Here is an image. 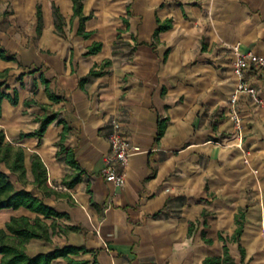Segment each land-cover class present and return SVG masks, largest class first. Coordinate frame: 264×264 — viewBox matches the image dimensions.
I'll use <instances>...</instances> for the list:
<instances>
[{
  "label": "crops",
  "instance_id": "1",
  "mask_svg": "<svg viewBox=\"0 0 264 264\" xmlns=\"http://www.w3.org/2000/svg\"><path fill=\"white\" fill-rule=\"evenodd\" d=\"M53 2L65 18L64 33L56 30ZM83 13L92 14L83 22L84 32H92L87 38L78 34L82 23L72 0H0V45L15 56L0 58V71L10 69L4 89L19 92L17 106L3 100L0 129L6 142L23 148L29 180L37 153L48 184L64 194L43 197L27 185L64 214L57 218L64 231L52 241L31 239L27 253L70 245L85 247L88 253L73 257L91 263L205 264L224 257L227 246L233 264H264V102L239 94L242 139L230 118L239 81L233 46L264 52V0H84ZM167 20L172 27L158 32ZM94 42L103 43L101 51L87 54ZM92 69L104 73L88 77ZM41 73L60 102L49 99ZM246 79L264 100V74ZM33 100L59 111L72 128L66 145L86 172L73 188L62 180L75 171L57 156L63 124L53 122L42 138H20L44 114L24 104ZM114 118L139 148L118 166L126 176L121 187L103 173ZM160 120L167 122L158 137ZM244 209L235 241L236 216ZM22 215L36 213L0 210V228Z\"/></svg>",
  "mask_w": 264,
  "mask_h": 264
},
{
  "label": "trees",
  "instance_id": "2",
  "mask_svg": "<svg viewBox=\"0 0 264 264\" xmlns=\"http://www.w3.org/2000/svg\"><path fill=\"white\" fill-rule=\"evenodd\" d=\"M72 1L74 17H80L82 23L78 30V34L83 35L86 38L90 37L92 32H84L83 22L90 19L92 14L86 16L83 13L84 0ZM52 10L57 32L64 33L66 25L65 18L55 2H53ZM37 17L39 21H42V8L40 5L37 6ZM125 21L128 23L127 19H125ZM171 27L172 20H167L158 27L157 31L159 32ZM102 47V42H94L88 49L87 54H95L101 51ZM0 58L6 61L15 60V56L1 45ZM109 63V61H106L105 65H108ZM103 73V70L96 71L92 69L88 77L99 76ZM9 76V68L4 71H0V78L4 79L3 81H0V119L2 118V102L4 99H7L14 106L19 104L18 90L14 89L13 93H10L4 89L10 88L9 86H5ZM24 76L25 73L20 74L17 77V80L23 81ZM40 79L49 99L56 103L60 102L62 97L52 91L50 88V81L44 73H41ZM86 81L87 78L81 79L80 84L83 86ZM24 104L28 107L36 104L44 111V114L36 118V120L40 123L39 127L30 133L22 132L20 134V138L33 136L42 138L48 126L55 121L64 125V129L60 134V139L57 142V146H59L57 156L59 158H63L66 164L74 169L75 172L73 174H67L62 180V184L64 186L67 188H73L76 184L81 182L82 177L86 172L80 167L75 150L66 145L72 129L71 126L65 118L61 117V113L59 111H50L48 105L40 104L34 100L25 101ZM166 122V120L159 121L158 137H161L164 134ZM2 166L4 168H2ZM31 172L33 175L32 181H30L27 176L23 148L19 145L6 142L5 133L0 129V210L8 208L19 209L23 207L33 213H36L35 217L26 215L12 216L10 220L6 222L5 227L0 228V264H51L53 260L59 258L64 261L57 264H100L97 260L91 263L90 260L76 259L73 257L82 253H88L89 251L85 247L68 245L58 247L52 253H40L36 256H30L27 253L26 244L31 239L39 238L52 241L53 236L64 231L62 227L57 224V218L63 217L64 214L58 212L53 206L47 204L43 198L54 194H64L57 192L48 184L47 167L40 155L37 153H34L31 156ZM13 177H16L17 181L22 184V188L16 185ZM28 184H32L35 190L42 193L43 197L37 195L33 190H28L26 188ZM48 219H52L50 224L47 222ZM236 220L239 226L233 235V240L239 241L245 221V209L236 216ZM191 231L192 228L190 226L189 232L191 233ZM220 239L224 240V237L221 234ZM206 241L212 242L211 239L207 238ZM204 262L205 264H233L234 259L230 255L229 249L226 246L224 257H208L204 260Z\"/></svg>",
  "mask_w": 264,
  "mask_h": 264
},
{
  "label": "built area",
  "instance_id": "3",
  "mask_svg": "<svg viewBox=\"0 0 264 264\" xmlns=\"http://www.w3.org/2000/svg\"><path fill=\"white\" fill-rule=\"evenodd\" d=\"M235 60L233 63L234 74L239 79L236 90L231 96L233 111L231 119L235 122L236 134L240 139L243 138V119L236 111V105L240 93H247L252 97L255 105L264 102L259 91L246 79L247 74L256 72L264 74V52L256 53L252 50L243 51L239 44L233 46ZM112 131L109 135L110 149L104 157L103 173L108 182L121 187L126 183L125 172L118 168L119 165L126 166L131 157L139 151L127 135L126 128L122 125L119 118L111 121Z\"/></svg>",
  "mask_w": 264,
  "mask_h": 264
},
{
  "label": "rangeland",
  "instance_id": "4",
  "mask_svg": "<svg viewBox=\"0 0 264 264\" xmlns=\"http://www.w3.org/2000/svg\"><path fill=\"white\" fill-rule=\"evenodd\" d=\"M50 111H52V109H50Z\"/></svg>",
  "mask_w": 264,
  "mask_h": 264
}]
</instances>
